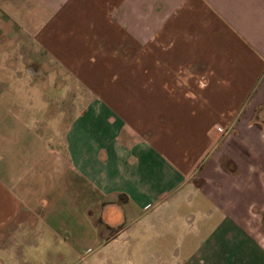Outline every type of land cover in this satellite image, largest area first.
<instances>
[{"label":"crops","instance_id":"crops-1","mask_svg":"<svg viewBox=\"0 0 264 264\" xmlns=\"http://www.w3.org/2000/svg\"><path fill=\"white\" fill-rule=\"evenodd\" d=\"M0 23L30 54L0 104L9 243L77 253L181 214L210 228L196 264H264V0H0Z\"/></svg>","mask_w":264,"mask_h":264},{"label":"rangeland","instance_id":"rangeland-1","mask_svg":"<svg viewBox=\"0 0 264 264\" xmlns=\"http://www.w3.org/2000/svg\"><path fill=\"white\" fill-rule=\"evenodd\" d=\"M11 24L0 27V104L12 108L23 104L8 98L23 94L21 91L15 92L11 79L12 65L16 66L13 67L16 70L22 61L26 62L25 59L29 58L30 54H25L24 48L29 40L21 30L18 33H11L9 29ZM30 25L32 27L33 23ZM181 216L171 214L167 217L166 214H160L158 216L160 222L156 223L153 230H144L145 235L141 240L131 235L116 241L115 244L96 246L89 243V246L80 247L77 253H72L65 246L46 245L36 250L32 246L12 245L9 240L12 238L11 235L14 233L16 235V230L10 225L0 232V264H185L188 257H190L188 264H196L198 259L193 254L200 247L201 240L209 233L210 228L204 226L205 229H202L203 223L194 216L195 221H187L189 224L187 233L182 228ZM182 236L187 238L185 241L189 242L188 245L181 246L182 243L179 241ZM18 237L20 238V235ZM204 244L201 246L202 249ZM48 253L53 257H49Z\"/></svg>","mask_w":264,"mask_h":264},{"label":"built area","instance_id":"built-area-1","mask_svg":"<svg viewBox=\"0 0 264 264\" xmlns=\"http://www.w3.org/2000/svg\"><path fill=\"white\" fill-rule=\"evenodd\" d=\"M220 129V128H219Z\"/></svg>","mask_w":264,"mask_h":264}]
</instances>
